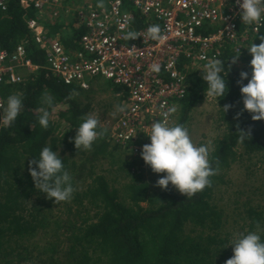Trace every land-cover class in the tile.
Masks as SVG:
<instances>
[{"label":"trees","instance_id":"obj_1","mask_svg":"<svg viewBox=\"0 0 264 264\" xmlns=\"http://www.w3.org/2000/svg\"><path fill=\"white\" fill-rule=\"evenodd\" d=\"M77 1L60 0L57 17L44 22L49 35L68 48L78 46L84 32L82 26H75L78 7L69 8ZM68 8L73 14L66 23ZM133 13L137 28L156 25L137 11ZM36 14L21 0H7L6 8L0 9V47L12 51L23 44L31 61L41 66L44 52L32 43L26 24ZM239 26L247 27L242 21ZM256 34L248 46L261 42L264 26ZM235 55L226 49L218 58L225 62L228 91L216 100L223 125L210 146L209 158L216 172L210 177L211 187L190 199L170 183L166 189L159 187L160 176L148 180L134 161L122 159L130 154L129 149L113 143L107 133L90 151L75 148L70 138L91 108L85 101L86 91L78 86L64 84L43 68L21 83L4 85L5 100L10 94H19L25 107L10 127H0V264H225L233 255V246L226 244L232 234L229 216L242 230H258L259 225L264 236V211L252 200L241 201V211L247 206L244 211L228 215L219 208L215 195L232 165L245 159L239 148L251 158L264 156V120H253L244 110L237 83L241 71L251 77V54L246 49L233 63ZM179 66L186 92L175 123L186 125L206 95V83L202 70L191 66L187 57H180ZM45 94L54 98L53 106L43 102ZM55 105L58 109L52 116ZM225 105H231L226 112ZM42 109L50 112L47 129L38 123ZM44 146L59 151L73 177L75 191L70 201L56 204L34 186L28 161ZM105 162L108 167L102 168ZM117 178L122 180L120 187Z\"/></svg>","mask_w":264,"mask_h":264},{"label":"built area","instance_id":"obj_2","mask_svg":"<svg viewBox=\"0 0 264 264\" xmlns=\"http://www.w3.org/2000/svg\"><path fill=\"white\" fill-rule=\"evenodd\" d=\"M127 1L130 6L124 0H100L79 7L75 26H82L84 32L78 46L68 48L44 25L57 17L60 0H21L37 11L26 24L32 43L44 52V63L32 62L23 44L12 51L0 47V103L6 101L4 85L21 83L39 68L83 91L92 89L97 78H105L112 90L120 88L116 95L119 105L125 106L123 113L113 115L115 108L109 110L113 118L106 119V133L113 143L140 153L152 122H176L186 92L180 57L202 70L226 49L240 56L256 34L253 27L239 26L237 0ZM6 4L7 0H0V9ZM134 11L158 24L163 38L128 40L129 32L143 35L147 29L135 26ZM153 64L160 65L159 72L151 70Z\"/></svg>","mask_w":264,"mask_h":264},{"label":"clouds","instance_id":"obj_3","mask_svg":"<svg viewBox=\"0 0 264 264\" xmlns=\"http://www.w3.org/2000/svg\"><path fill=\"white\" fill-rule=\"evenodd\" d=\"M239 13L243 25L253 27L256 33L259 26H264V0H237ZM257 35V34H256ZM143 37L153 41L161 40V28L150 25L141 35L129 32L127 39ZM260 43H251L247 47L252 59L251 77L247 71L240 72V92L243 99L244 110L252 114L253 120H264V36H260ZM239 55L232 56V62L236 63ZM153 72L160 71L159 64L151 66ZM227 74V73H226ZM225 62L213 58L205 63L202 68V79L206 83V96L216 100L225 96L228 85L225 79ZM247 79V84L242 81ZM73 96H69L72 99ZM43 102L49 107L53 106L54 98L45 94ZM24 99L19 94H10L6 101L0 103V126L10 127L21 115ZM231 105L223 107L224 112ZM125 106L116 105V113H123ZM174 112L175 109H170ZM239 115V113L237 114ZM39 125L47 129L49 127L50 112L39 110L37 114ZM76 128L74 141L77 150L90 151L95 141L105 135L107 129L100 128V119L94 114L84 116ZM150 140L142 146L141 157L150 166L154 173L164 175L157 180V185L167 188L169 183L188 199L202 192L206 187H211L210 177L216 170L210 161V147L205 144L197 145L189 132V129L181 123H171L167 119H157L151 123L145 133ZM134 136V135H133ZM132 136L128 137L130 139ZM28 171L37 190L46 194V198H54V203L70 201L75 191L73 177L65 169L64 160L58 150L51 146H44L35 159L28 161ZM240 231L227 240L232 245L233 255L225 261V264H264V236L259 230ZM226 246V245H225Z\"/></svg>","mask_w":264,"mask_h":264},{"label":"rangeland","instance_id":"obj_4","mask_svg":"<svg viewBox=\"0 0 264 264\" xmlns=\"http://www.w3.org/2000/svg\"><path fill=\"white\" fill-rule=\"evenodd\" d=\"M93 1L96 3L100 2V0H78L69 8L74 9L75 7H83V5L93 3ZM69 8L68 12H65L67 19L66 23L72 18L71 15L73 14L72 10ZM244 65H247L246 62H244ZM96 82L98 83L94 84L92 89L85 92V101L90 102L91 108L89 114L98 116L100 119V127L105 129L106 119L113 118L111 113L109 114V110L115 108L116 105H119L120 99L116 95L117 92L112 90V85L107 79L99 77L96 79ZM57 109L58 105H55L52 109V116L56 115ZM185 126L189 129L190 135L197 145L205 144L210 147L212 141L218 137L223 130V125L218 119V106L216 99L205 95L203 100L191 112L190 119ZM146 143H150V140L144 144ZM239 152L244 155L245 159L243 158L232 165L226 173L224 178L225 182L219 184L215 190V195L218 199V206L223 209L224 214H238L239 212L244 211L247 207L246 206L244 210L241 211V201L242 203H245L252 200L253 204L257 205L260 210L264 211V156H261L260 158H251V155L244 154L241 151V148H239ZM140 153L133 154L130 152V154L128 153L129 155H124L122 159L127 160V162L134 161L135 168H138L139 170L141 169L148 180H152V177L156 178L164 175L163 173H154L150 166L143 161ZM107 165V162H105L101 167L107 168ZM105 174L109 177L111 176V173H108L107 171ZM118 176H120V174ZM121 179L117 178V181L119 182L116 184L117 187L121 186ZM76 183L80 184L78 181ZM122 188L123 187H121V189ZM173 188L175 189V187ZM228 218L227 224L230 227V231H232L228 240L231 239L235 233L246 231L247 227L245 230L240 229L237 224L238 221H233V216H229ZM226 244L227 246L230 245L228 242H226Z\"/></svg>","mask_w":264,"mask_h":264}]
</instances>
